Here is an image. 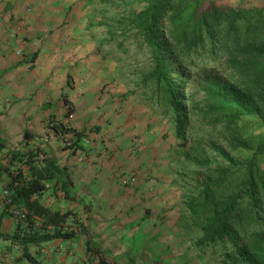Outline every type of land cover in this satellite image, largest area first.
<instances>
[{"label": "trees", "instance_id": "trees-1", "mask_svg": "<svg viewBox=\"0 0 264 264\" xmlns=\"http://www.w3.org/2000/svg\"><path fill=\"white\" fill-rule=\"evenodd\" d=\"M134 1L130 23L144 37L153 61L142 82L153 84L152 95L171 112L175 135L183 145L191 107L185 87L193 70L204 73L201 89L205 94L208 115H220L219 121L236 127L238 133L237 121L245 117L255 118L259 126H264V3L247 7L242 5L244 0L236 6L221 0ZM197 57L201 58L199 62ZM220 59L228 67V79L207 70L210 61ZM62 99L65 115L69 116L74 109L65 96ZM51 129L57 138L65 139L61 149L68 155L85 150L81 143L85 128L78 130L59 122ZM23 136L27 143L30 138L27 130ZM258 137L255 145L250 146L251 155L238 166L243 177L227 202L220 206V195L216 200L210 183L204 182L199 192L200 199H192L188 204L191 215L199 218L191 247L203 250L208 246H218L225 264H264L263 215L258 208L264 203V169L260 161L264 155V136ZM239 142L247 145L244 140ZM195 162L200 164L207 160ZM59 164L55 151L36 146L7 150L6 140L0 136V178L3 180L0 185V215L11 217L12 205L26 212L25 220H14L12 230L0 232V239L19 248V259L39 264L30 247L55 239H74L73 231H68L65 226L72 215L73 223L87 236L86 251L97 256L100 264H117V260L123 258H126L125 264H133L137 256L145 260L141 261L143 264H165L174 258L173 254L163 258L164 253L172 251L169 242L160 240L159 235H144L135 247L121 252L122 256L111 257V262H107L109 248H101L104 240L94 243L89 235L90 229L98 223L91 215V204H86L84 197L79 198V186ZM221 179L216 180V185L220 186ZM4 189L8 191L9 203L3 198ZM243 197H247L251 204L246 215L240 208ZM53 200H61L66 206H54ZM72 202L78 204L71 207L69 204ZM80 204L82 209L78 210ZM114 204L117 203L111 206ZM121 204L124 205L123 202ZM79 211L88 214L86 222L80 219ZM106 212L113 214L106 213L104 219L111 221L116 218V211ZM127 216L133 217L132 213ZM152 216L146 209L139 219L134 217L137 221L132 218L127 222L131 227L124 225V228L132 230L139 222H150ZM95 236L100 237L101 234ZM107 237L110 238L109 235Z\"/></svg>", "mask_w": 264, "mask_h": 264}, {"label": "rangeland", "instance_id": "rangeland-1", "mask_svg": "<svg viewBox=\"0 0 264 264\" xmlns=\"http://www.w3.org/2000/svg\"><path fill=\"white\" fill-rule=\"evenodd\" d=\"M61 1L69 7V12H66V22H72V26L77 23L82 28L83 48H87L88 52L92 50L91 53L96 55L98 53L97 57L89 53L90 58L97 61L88 58L90 61L83 62L90 73L88 85L97 90L89 93L90 96L84 99L87 107L78 109L77 117L73 114L71 121L75 118L86 120L84 125L87 130L82 140L88 146L87 152L93 145H97V148H104L117 155L112 168H117L116 180L121 188L120 191L122 190L128 198L124 205H121L117 198L110 199L107 204L86 200L91 204L93 219L98 222L93 226L94 228L91 227L93 229H90L89 235L93 238L91 240L94 243L104 240L101 248L106 250L109 248L107 262H111V257L118 256L115 251L122 245L125 246L128 242L132 245L138 244L144 235L149 237L159 235V239L169 242L172 248V251L163 254V258L174 255V258L172 257L165 264H225L218 246H208L203 250L191 247L193 236L198 231L199 218L191 215L188 204L192 199H200L199 192L204 182L210 183L216 200L220 195L218 203L220 206L228 201V196L232 191H236L243 177L242 170L238 166L251 155L250 146L255 145L258 136H264V126H259L255 118L245 117L237 121L236 126L240 132L238 133L236 127L219 121L220 115H208L204 101L205 94L201 89L204 73L200 70L195 73L193 70L185 87L187 102L191 107L189 126L183 145L175 135L171 112H168L164 104L158 102L152 95L153 84L149 81L142 82V77L151 69L153 61L144 37L130 23L135 1ZM221 1L234 6L240 2V0ZM263 3L264 0H244L242 5L262 6ZM65 37L67 38L64 40L66 48L79 45L74 42L75 38L70 34ZM200 59L197 57V62ZM207 68L228 79V67L221 59L216 62L210 61ZM96 74H98V80ZM70 76H67L68 85H71L72 77ZM60 112H65V109ZM46 117L48 119L45 118L44 122L47 127L51 128L59 122L67 124L63 120L56 119L55 113L50 112ZM94 120H97V123H94ZM113 120H116L115 126H113ZM118 120L121 123H118L120 122ZM3 121L0 120V123L4 124ZM23 122H26V130L31 134L30 140L35 139L33 135H40L38 138L40 142L31 143L30 148L35 146L47 148L46 151L50 152L48 147L56 144L60 148L57 150L59 154L57 157L59 160L65 159L66 153L61 149L65 139L57 138L51 129V134L46 140L44 136L47 135V131L40 129V125L43 124L40 120H7L4 126L9 125V128H12L10 130L2 127L3 130H1L0 126V134H7L8 138L15 142L16 132L21 130ZM111 124L114 128L112 131L109 128ZM98 132L101 135H96ZM92 137H95L97 144H94ZM239 140H244L247 145L241 144ZM205 159L207 160L205 163L196 164L195 162ZM260 161L264 169V155ZM222 171H224L223 175ZM221 177L220 186L216 185V180ZM2 184L3 180L0 178V185ZM135 187L139 188L135 189ZM82 192L85 190L80 189L78 194L81 195ZM53 201L54 206L61 208L66 206L61 200ZM114 202L117 204L112 207ZM250 205L247 197L240 200L241 212L244 215L249 212ZM69 206L73 207L72 203ZM80 206L82 207L79 205L78 210L82 209ZM258 208L263 215L261 227L264 230V203ZM144 209H149L153 214L151 221L139 222L132 230L125 229L124 225L131 227L127 223L130 220L127 216L128 212L130 210L136 212L135 217L139 219ZM106 211L114 213L116 211V218L111 221L102 218ZM79 214L81 217L79 218L86 222L88 214L83 211H79ZM72 217L73 215L65 226L68 231L82 234L79 240L81 242L73 241V253L66 256L63 252L59 253L60 258L63 260L66 258L63 264H82L83 258H87V255L90 256L91 261H94L88 264H100L97 256L85 250L84 240L87 236L81 233L82 230L78 225L73 223L74 217ZM95 234H101V236L96 237ZM111 234L113 237L108 238L107 236ZM121 238L122 241H120ZM7 242L0 239V247L8 244ZM60 244L61 240L58 245ZM78 246L84 249L80 251ZM8 248L7 253L10 251L12 255L10 257L7 254L4 256L6 261H2L5 264L22 262V259H19V248L17 246H8ZM55 248H57L56 245ZM30 252L33 256L40 257L41 261L48 257L38 255L35 246L30 247ZM141 259L137 256L133 264H143L141 261L145 260ZM23 262L29 263L25 259Z\"/></svg>", "mask_w": 264, "mask_h": 264}, {"label": "crops", "instance_id": "crops-1", "mask_svg": "<svg viewBox=\"0 0 264 264\" xmlns=\"http://www.w3.org/2000/svg\"><path fill=\"white\" fill-rule=\"evenodd\" d=\"M68 10L69 7L61 0H0V120H4V124L0 123L1 130L3 128L11 130L12 127L9 128V125L4 126L7 124V120H40L43 123L40 125V129L47 131V135L44 136L47 140L48 135L51 134V128L46 126L44 120L50 112L56 114V119L66 122L67 126L78 130L83 128L87 130L84 125L86 120H76L78 118H75L71 121V119L73 114L77 117L78 109L86 106L84 99L90 96L89 93L97 90L89 87L90 73L85 68L86 64L83 65L84 60H97L90 58L89 53L92 50L88 52L87 48H83L82 28L77 23L72 26V22H66ZM69 34L75 38L74 42L79 45L66 48L64 40L67 39L65 36ZM18 48L21 49L20 55L16 54ZM91 54L96 57L98 55V53L97 55ZM96 75L98 80V74ZM67 76L72 77L71 85H68ZM63 96L70 101L71 107L74 109L71 117L66 116L65 112H60L65 109ZM49 109L52 111L49 112ZM68 120L71 122L68 123ZM94 123H97V120ZM113 123L115 126L116 120H113ZM25 124L26 122H23L21 130L16 132L15 142H12L7 134H0L6 140L7 150H23L29 147L31 143L40 142L38 139L40 135L32 134L35 139L30 140L31 134L28 132L30 139L27 143L24 142ZM113 126L112 124L109 126L111 131L114 129ZM96 135H101V133L98 132ZM92 138H94V144H97L95 137ZM81 143L85 148L83 152L70 156L64 150L65 159L59 160V165L64 166L65 172L69 173L79 186L77 188L85 190L78 197H84L85 201L90 199V201L100 204L107 203L112 198L119 199L120 203H127V195L122 190L120 191L121 188H119L118 180H116L117 168H112L115 165L113 162L117 155L104 148H97V145H93L94 147L92 146V149L87 152L86 147L88 146L83 140ZM48 149L50 152L55 151L59 156L57 151L59 148L56 144L49 146ZM138 188L135 187V189ZM75 204L78 203L72 202L73 206ZM128 213H132L133 217L130 219L135 217L134 213L136 212L130 210ZM99 217L101 218V216ZM102 218H105L104 215ZM14 227L15 222L11 217L6 214L0 215V232H7ZM74 234L72 240L55 239L36 247L38 255L48 256L41 261L40 257L35 255L39 264H63L66 258L64 260L60 258L59 253L63 252L65 256L69 255L74 252L72 249L73 241L81 242L79 240L82 234ZM109 237H113L112 234ZM60 240L61 244L58 245ZM7 243L0 247V251L11 257L10 251L7 253L8 246L15 245L10 244V242ZM136 245L128 242L125 246L119 247L115 253L120 255L121 252ZM80 246L78 247L82 251L84 248ZM2 260L6 261L4 257H0V264H5ZM23 260L19 264H24ZM91 260L90 256L87 255V258H83L82 264L93 263L94 261ZM125 260L126 258L118 259L117 264H125Z\"/></svg>", "mask_w": 264, "mask_h": 264}, {"label": "built area", "instance_id": "built-area-1", "mask_svg": "<svg viewBox=\"0 0 264 264\" xmlns=\"http://www.w3.org/2000/svg\"><path fill=\"white\" fill-rule=\"evenodd\" d=\"M16 54H18V55L21 54V49L20 48H18L16 50ZM7 196H8V191L6 189H4L3 190V198H5V202L6 203H9L10 201L7 198ZM10 213H11L12 218L15 221H17V220L22 221V220H25V218H26V212L23 209H21L20 207L16 206V205H12L10 207Z\"/></svg>", "mask_w": 264, "mask_h": 264}, {"label": "clouds", "instance_id": "clouds-1", "mask_svg": "<svg viewBox=\"0 0 264 264\" xmlns=\"http://www.w3.org/2000/svg\"><path fill=\"white\" fill-rule=\"evenodd\" d=\"M22 209V208H21ZM12 218V216H11ZM12 220L14 221V219L12 218ZM35 247H39V246H35ZM42 251L46 252L44 249H42ZM7 254L6 253H0V257H4L6 256ZM75 264H78V263H75Z\"/></svg>", "mask_w": 264, "mask_h": 264}]
</instances>
